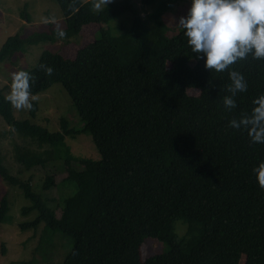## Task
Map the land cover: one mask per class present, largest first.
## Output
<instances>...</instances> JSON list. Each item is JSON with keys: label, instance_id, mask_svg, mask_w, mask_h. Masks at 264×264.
Masks as SVG:
<instances>
[{"label": "trees", "instance_id": "16d2710c", "mask_svg": "<svg viewBox=\"0 0 264 264\" xmlns=\"http://www.w3.org/2000/svg\"><path fill=\"white\" fill-rule=\"evenodd\" d=\"M182 1L140 0L146 8L141 18L129 0L99 11L93 0H54L63 30L14 35L0 48L2 62L38 42L67 40L88 24L105 25V32L73 58L45 51L23 70L30 75V95L61 85L79 128L60 120V130L49 132L32 120H16L0 89V116L26 140L16 151L19 163L47 171L43 191L56 186L59 170L62 182L73 186L57 212L45 206L29 181L10 175L0 157L1 180L28 202L21 214L36 213L21 230L41 224L51 238H71L60 264H264V191L252 173L264 160V144L228 127L264 93V60L247 58L229 66L244 76L247 88L234 97L236 107L226 110L222 98L228 95L229 69H205L182 31L162 22ZM125 13L131 17L120 21ZM31 104L33 119L36 104ZM81 134L90 137L98 159L71 154L64 140ZM6 212L2 198L0 221ZM178 221L186 226L182 236L176 233ZM146 238L162 243L165 251L142 261Z\"/></svg>", "mask_w": 264, "mask_h": 264}, {"label": "rangeland", "instance_id": "374dc122", "mask_svg": "<svg viewBox=\"0 0 264 264\" xmlns=\"http://www.w3.org/2000/svg\"><path fill=\"white\" fill-rule=\"evenodd\" d=\"M93 1V10L99 11L120 0H108L105 5L102 0ZM129 1L132 8L140 13V17L143 16L146 8L141 6L140 0ZM187 8L188 0L175 4L172 10L169 9L162 15V22L173 31L176 28V19L183 16ZM22 12L27 15L26 19L21 17ZM129 17H131L130 14L125 13L118 19L121 21ZM117 22L118 20H114L113 25H116ZM64 28L62 15L54 0H0V48L9 37L14 35L26 38L33 34L49 33L51 30H63ZM103 31L105 32V25L88 24L83 26L76 36L67 40L38 42L25 48V51L17 52L9 59L0 62V89L5 93L4 96L6 97L7 90L8 92L10 90L9 82L12 75L15 72L31 68L42 52L58 53L63 58L71 59L77 50L100 37ZM167 34L171 35L173 32ZM125 40L128 38L125 37ZM190 94L196 93L190 92ZM29 100L36 104L34 118L29 117L28 109L17 110L12 107L14 119L32 120L33 123L49 132L60 130V120H65L68 128L81 126L76 110L60 84L54 83L46 91L30 95ZM64 141L71 154L76 157L95 160L99 158L89 136L81 134L74 138H65ZM25 144L26 140L16 134L0 116V157L3 166L16 180L29 181L31 190L40 195L45 206L58 212L57 204H61L65 198L72 195L73 186L71 183L62 182L65 175L63 170H59L55 173L56 186L43 191L41 185L47 171L26 170L15 156L16 151ZM2 198L6 201L7 212L0 221V264H60L72 247L71 238L58 234V238H51L49 231L43 234L41 224L35 230L30 228L21 230L19 226L33 220L36 213L31 212L23 216L21 208L27 206L28 202L17 187L5 184L0 178V200ZM177 223L176 233L182 236L186 226L180 221ZM163 251H165V247L162 243H156L146 238L140 247V259L143 261L145 258Z\"/></svg>", "mask_w": 264, "mask_h": 264}, {"label": "clouds", "instance_id": "9594fccd", "mask_svg": "<svg viewBox=\"0 0 264 264\" xmlns=\"http://www.w3.org/2000/svg\"><path fill=\"white\" fill-rule=\"evenodd\" d=\"M105 5L108 0H102ZM98 7V5H97ZM175 27L182 31L185 43L203 67L216 73L247 58L264 60V0H188L183 16ZM62 35V34H58ZM51 73V68H46ZM228 95L222 98L226 110L236 107L237 93L246 91L244 76L229 69ZM30 75L23 70L11 77L10 90L4 99L17 110L31 109ZM249 112L228 121V127L242 129L251 143L264 144V93L254 97ZM258 187L264 191V160L252 168Z\"/></svg>", "mask_w": 264, "mask_h": 264}]
</instances>
